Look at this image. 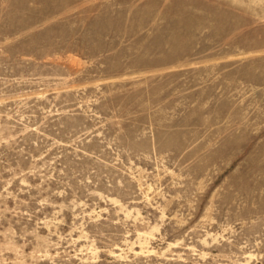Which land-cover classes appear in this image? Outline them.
I'll list each match as a JSON object with an SVG mask.
<instances>
[{"label": "rangeland", "instance_id": "obj_1", "mask_svg": "<svg viewBox=\"0 0 264 264\" xmlns=\"http://www.w3.org/2000/svg\"><path fill=\"white\" fill-rule=\"evenodd\" d=\"M0 264H264V0H0Z\"/></svg>", "mask_w": 264, "mask_h": 264}]
</instances>
